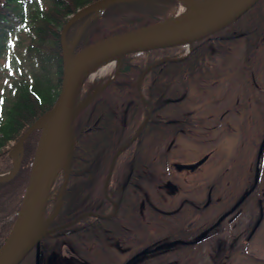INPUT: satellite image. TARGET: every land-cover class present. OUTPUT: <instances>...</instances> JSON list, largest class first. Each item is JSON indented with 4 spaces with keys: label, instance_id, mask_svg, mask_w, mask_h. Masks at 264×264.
<instances>
[{
    "label": "flooded vegetation",
    "instance_id": "obj_1",
    "mask_svg": "<svg viewBox=\"0 0 264 264\" xmlns=\"http://www.w3.org/2000/svg\"><path fill=\"white\" fill-rule=\"evenodd\" d=\"M257 35L255 41L257 45L254 50L264 39V28ZM205 38H210L212 41L218 36L211 34ZM245 51L244 47L243 52ZM159 62H155L154 65ZM150 67L152 65H148L146 70ZM260 67L264 68V63L261 61L241 75L242 80L248 81L252 87L257 86V94H240L242 85L239 78H235L237 79L235 85L239 90L237 102L242 103L239 110L243 120L241 127L243 132L252 130L254 136L251 137L258 139V144L255 143L258 146L254 158L252 154L248 155L250 158L244 156L242 148V157H239L238 165L243 167L244 174H222L215 179L211 178L212 180L205 186L204 195L199 198L192 180L193 176L197 175V171L210 161L209 154L172 158L171 163L168 164L169 169L166 170V161L169 159L167 153L171 146L174 147L173 142L180 134L213 132L221 128L222 126H219L224 123L225 118L230 114L235 115L237 110L230 112L222 105V110H208L201 114L202 112L197 108L195 95L182 93L176 81L178 87L171 89L176 92L165 93L166 80L161 79L152 80L153 84L159 85L161 92L139 95L144 110L140 117L136 111H133L127 119L123 116L124 113L120 117L117 111L111 113L94 111L98 118L92 122L87 119V115L93 112L91 108L94 106L92 104L94 97L78 113L82 114L80 132L85 134L91 128L101 133L106 132L109 131L108 124L114 122L120 126L113 127L112 130L121 134L132 132L129 137L120 136L118 141L120 145L114 152V155L117 153L118 156L115 160L126 161L127 171L112 175L111 183L105 184L103 194L109 203L108 208L83 215L96 219V223L92 226L94 230H89L88 223H80L72 227L78 220L69 226L54 230L47 234L53 238L44 244L40 243V239L38 246L29 250L24 257L28 258L25 264H36V262L56 264L54 259L60 249L69 259L63 264H68L70 260L71 264H78L82 259H88L91 264H166L167 261H172L173 264H215L233 257L228 251L229 245L236 240L248 241L258 228V226L254 228L255 223L262 219L264 132L261 135L259 126H251V121L248 119L252 116L260 120L264 119V87L259 78L258 85L256 81L254 82ZM202 71L205 70H194L190 78H184V82L202 84L210 80L201 76ZM209 73L219 77L218 75L224 76L225 71H220V67L215 66ZM216 79L212 81L215 82ZM147 81L150 82L151 79ZM138 83H142V78L138 79ZM243 84L246 85V82ZM209 86L213 87L214 83L211 82ZM93 89L94 85L83 93L82 98ZM114 98L127 99L128 96L116 95ZM222 100V96H219V102ZM204 119L212 124L208 127L202 125ZM257 133L258 135L255 136ZM72 134L74 138L73 128ZM250 138H246V141ZM182 154L187 153L183 151ZM198 161L200 162L197 163ZM228 170L226 168L225 172L228 173ZM171 172H175L176 177H182L181 181L185 183H183L185 189L180 190L178 182L174 183ZM231 176L239 179L241 186L239 191H231L234 189L229 188ZM219 187L227 189L222 193L218 190ZM169 198L171 201L167 202L166 199ZM246 215L248 222L242 230H234L230 227L231 221ZM61 225L63 224L49 223L47 229ZM59 234H63V239H55L54 236ZM58 241L60 244L56 247ZM202 246L209 252L206 250L199 252ZM36 251H38L37 259Z\"/></svg>",
    "mask_w": 264,
    "mask_h": 264
},
{
    "label": "trees",
    "instance_id": "obj_2",
    "mask_svg": "<svg viewBox=\"0 0 264 264\" xmlns=\"http://www.w3.org/2000/svg\"><path fill=\"white\" fill-rule=\"evenodd\" d=\"M92 1L46 0L40 7L29 11L28 18L32 23L29 29L32 34L30 38L31 50H35L34 52L38 56L37 65L41 69L44 68L41 60L43 62L52 60L54 80L52 84H46V86L37 80L32 82L19 80L15 84L9 85V89H13L12 96L5 100L4 106H0V148L10 140L16 141L30 124L51 108L61 76L59 32L69 15ZM23 4L22 0H0V56L8 48L7 31L14 32V30H18L16 28L18 24H26L27 13L22 7ZM175 7H177L176 0H119L112 2L75 19L65 32V43L67 46L73 44L74 51H77L98 40L162 22L167 13ZM263 28L264 0H258L235 21L213 33L212 35L218 36L216 40L211 41L210 38H203L193 42L184 57L185 47L183 45L123 55L116 76L93 99L94 106L91 108L93 112L87 115V119L92 122L96 121L98 116L94 114V111L109 113L117 111L120 113V117L124 113L123 116L126 119L132 115L133 111H136L140 117L144 110L139 95L161 92L159 85L153 84L152 80H166L165 93H175L176 91L171 89L178 87L177 83H179V89L182 92L186 87L184 78H190L194 69L205 70L204 61L216 59V56L218 57L220 54L219 48L228 50L227 43L235 39L242 40L246 50L253 51L257 45V42L255 43L258 38L257 33L263 31ZM158 61L160 62L154 65ZM148 65H152V67L146 70ZM139 78H142V83H140L142 88L138 84ZM148 79L151 81L148 82ZM105 80L106 78H103L102 83ZM90 87V83L86 80L82 81L75 101H79L83 93ZM116 95L128 96V98H114ZM81 117L82 114H78L73 123L75 136L68 180L61 206L50 224H64L81 213H94L99 209L108 208L109 203L103 194L105 184L111 183L112 175L127 171L126 161H113L112 157L120 145L118 142L120 136L129 137L132 132L121 134L118 133L119 131L112 130L113 127L120 126L114 122L108 124L109 131L101 133L91 128L82 134L80 132ZM39 135L40 129L38 128L30 131L22 142L21 158L16 171L9 179L0 181V245L5 240L20 207L29 180ZM11 168L12 162L8 150H0V173H5ZM60 185L61 180L57 178L50 189L49 201L43 211L44 216L51 212ZM80 223H88L91 228L89 230H94L92 226L96 223V219L92 216H83L72 227H76ZM54 237L63 239L64 236L59 234ZM51 238L53 237L45 235L40 243L44 244ZM59 244L58 241L55 246L58 247ZM27 259L24 258L20 264H25Z\"/></svg>",
    "mask_w": 264,
    "mask_h": 264
},
{
    "label": "rangeland",
    "instance_id": "obj_3",
    "mask_svg": "<svg viewBox=\"0 0 264 264\" xmlns=\"http://www.w3.org/2000/svg\"><path fill=\"white\" fill-rule=\"evenodd\" d=\"M22 1H24L22 7L27 13L25 16L26 24H18L16 26L18 30H14V32L10 33L7 31L6 39L8 48L0 56V106H4L5 100L9 99L12 96L13 89L10 90L9 85L15 84L19 80H24L26 82L37 80L40 81L43 86H46V84H52L54 80V68L52 60H45L44 62L41 60V63L44 67L43 69H41L39 65H37L38 56L37 54H35V50H31L30 44V38L32 34L29 29L32 23L28 18L30 14L29 11L36 9V7H40L44 4V2H46V0ZM179 9L180 3L177 0V7L171 9L167 13L166 18L163 21L172 18L179 11ZM71 46H73V44ZM227 46H229L228 50L219 48L218 51H220V54L218 57L216 56V59H212L213 61H204L207 71L206 69L205 71H202L201 76L210 80L205 83L202 82V84L186 83V87L182 91V93H192L196 96L195 98L197 99L198 105L197 108L202 112L201 114H204V112L208 110H222V105H224L223 108L229 109L230 112H233V110H237V113L235 115H228V117L225 118L224 123L219 126L222 127L219 129H215L213 132L198 131L194 134H180L173 142L174 147L171 146V149L167 153V158L169 159L168 161H166V170L169 169L168 164L171 163L170 160L172 158H181V156L198 157L205 153L209 154L210 161H207L197 171V175L193 176L192 184L197 190L198 198L204 195V191L206 189L205 186L209 184V181H211L213 178L215 179L216 177H218V175L244 174L243 167L241 165H238V159L239 157H242L243 150L244 156L246 155L248 158H250V156L248 155L252 154L254 158V154L258 146L256 145L258 144V139L251 137L254 136V132L252 130L243 132V128L241 127L243 120L241 117L242 113L239 110H241L242 103L237 102L239 99V90H237V87L235 85V83L237 82V79L235 78H239V81L242 85L240 94L253 95L258 93L257 86L252 87L248 81L242 80L241 75L247 69L257 66L260 61L264 63V39L259 42L258 47L253 52H249L250 49L243 52V48L245 47V45L243 44L242 40L238 39L227 43ZM213 51L214 50L212 49L211 52L213 53ZM101 63H98V65L96 64L95 66L90 68V70L94 72L92 75L89 72L90 70L86 73L85 79L91 84V86L95 85L96 87H98L102 83V79L108 78L116 69V66L112 64H109L107 67L103 68L101 67ZM213 64L216 67L219 66L220 71H225L224 76L218 75L219 77H216L212 76V74L209 73L211 69L214 70L215 68ZM212 78H217L219 80L216 79V81L214 82L212 81ZM245 78L247 77L245 76ZM258 78L260 79L261 85L264 87V68L260 67V70H258L257 72L254 80V82L256 81L255 83L257 85ZM211 82L214 83L213 87L209 86ZM245 82L246 85L243 84ZM58 89L59 85L57 88V92ZM219 96H222V102H219ZM217 107H219V109ZM248 119L251 121V126H259L258 128L261 130V135H263L264 119L260 120L258 117L256 118L254 116L249 117ZM216 120L217 119H215V121ZM211 124L212 123L208 122L207 119H204L202 123V125H205L206 127L210 126ZM256 135H258V133L255 134V136ZM246 138L250 139L246 141ZM13 145V140H10L6 145L1 147L0 150H9L13 147ZM183 151H185L187 154L183 155ZM175 152H178V154H174ZM116 155L117 153L114 155L115 157H112L113 161H117L115 160L118 157ZM226 168L229 169L228 173L225 172ZM172 174L173 175L171 177L173 178L174 183L178 182L177 184L179 185V189H185V183L181 181L182 177H176L175 172ZM229 185L230 189H234L231 191H239L241 189L239 179H234L233 176H231L230 178ZM261 187L264 193V181H262ZM226 189V187L218 188V190L222 193ZM166 201H171V199H166ZM261 212L262 219L256 225L258 226V228L253 237H251L248 241L243 240V242H241L240 240H236L231 243L229 245L228 251L233 255V257L229 258L226 261L215 262V264H264V196H262ZM247 218L248 216L246 215L245 217L234 219L233 221H231V223H229V225L234 230H242L248 222ZM151 227L153 228V226ZM202 250H206L209 252V250L203 246L199 252H202ZM58 252L59 250L57 251V253ZM56 256L57 257L54 259L56 260V264H63V262L67 259V256L66 254H64V251H62V249H60V252ZM71 263L72 261L70 260L68 264ZM91 263L92 262L88 261V259H82V262H78V264ZM166 264L173 263L172 261H167Z\"/></svg>",
    "mask_w": 264,
    "mask_h": 264
},
{
    "label": "water",
    "instance_id": "obj_4",
    "mask_svg": "<svg viewBox=\"0 0 264 264\" xmlns=\"http://www.w3.org/2000/svg\"><path fill=\"white\" fill-rule=\"evenodd\" d=\"M116 1L119 0H94L78 8L68 17L59 32L61 57L59 89L52 107L39 118L44 117L46 121V151L43 166L34 184L29 189L32 166L41 139V130L32 161L27 188L12 226L0 246V264H18L32 247H37L41 237L54 230L73 224L82 216L79 215L59 227L47 229L50 220L55 216L60 207L68 179L74 118L114 78L117 72L114 71L111 77L100 88L87 93L82 100L75 103L74 100L79 85L86 77L87 71L97 63L108 58H115L117 63L116 67H118L120 58L128 53H138L149 49L180 44L190 45L192 42L223 29L235 21L258 0H220L208 9L184 17L183 19L177 21L166 20L139 27L90 43L73 52V46H67L64 40V35L69 25L79 16L93 12ZM39 119L29 125L25 132L16 140L15 146L18 148L19 155L13 163V168L5 175H0V181L9 179L15 172L20 160L21 144L30 131L35 128H40L37 124ZM62 137L65 139V151L63 156L58 159L57 146ZM59 174L62 175V183L56 197L53 211L48 217L44 218V206L47 202L51 186ZM257 224L258 221L255 223L254 228ZM37 228L41 229L40 232H37ZM37 254L38 251H36V259Z\"/></svg>",
    "mask_w": 264,
    "mask_h": 264
},
{
    "label": "bare ground",
    "instance_id": "obj_5",
    "mask_svg": "<svg viewBox=\"0 0 264 264\" xmlns=\"http://www.w3.org/2000/svg\"><path fill=\"white\" fill-rule=\"evenodd\" d=\"M178 1L180 3V9L172 18L169 19V21H177V20L183 19L184 17L191 16L201 11H204L208 9L209 7L213 6L214 4H216L220 0H203L200 2H195L193 0H178ZM101 62H99V64L101 63V67L103 68L107 67L109 64H112V65L117 64L115 58H108ZM89 72L91 73V75L94 73L91 70ZM37 124L40 126L42 133H41V139L39 141V145H38L35 159H34L33 166H32V176H31L29 189L34 184L35 180L37 179L42 169L44 157H45V151H46V133H45L46 121H45V118L42 117L41 119H39ZM64 151H65V139L62 137L57 146V158L58 159H60L63 156ZM40 230H41L40 228H37V232H40Z\"/></svg>",
    "mask_w": 264,
    "mask_h": 264
}]
</instances>
